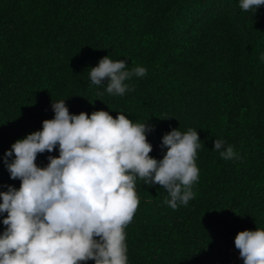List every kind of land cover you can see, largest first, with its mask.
Segmentation results:
<instances>
[{"label":"trees","instance_id":"1","mask_svg":"<svg viewBox=\"0 0 264 264\" xmlns=\"http://www.w3.org/2000/svg\"><path fill=\"white\" fill-rule=\"evenodd\" d=\"M262 52L264 4L253 13L238 0H0V190L20 184L5 149L54 115L52 99L66 98L73 113L120 110L147 120L157 159L164 133L193 127L201 139L193 196L173 209L166 189L136 179L139 203L124 228L128 264H243L236 233L264 228ZM107 54L146 68L125 80L123 95L88 78ZM215 137L238 158H222Z\"/></svg>","mask_w":264,"mask_h":264},{"label":"clouds","instance_id":"2","mask_svg":"<svg viewBox=\"0 0 264 264\" xmlns=\"http://www.w3.org/2000/svg\"><path fill=\"white\" fill-rule=\"evenodd\" d=\"M242 10L255 13L264 0H238ZM264 61V52L259 55ZM125 59L99 58L88 69L92 84L123 95L133 74L143 66L126 68ZM66 98L54 101V115L41 128L14 140L4 152L10 178H19L0 190V264H128L125 226L139 203L136 179L166 189L164 203L175 209L193 196L198 179L195 157L200 148L198 131L173 127L161 137L162 158L149 155L146 134L153 127L133 120L122 111L70 112ZM110 108V107H109ZM54 146L58 155H51ZM224 159L237 154L223 138L213 140ZM49 152L47 163L36 156ZM238 158V156H237ZM243 264H264V228L239 230L234 237Z\"/></svg>","mask_w":264,"mask_h":264}]
</instances>
